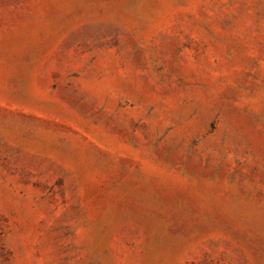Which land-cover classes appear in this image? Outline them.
Segmentation results:
<instances>
[{
  "label": "rangeland",
  "instance_id": "374dc122",
  "mask_svg": "<svg viewBox=\"0 0 264 264\" xmlns=\"http://www.w3.org/2000/svg\"><path fill=\"white\" fill-rule=\"evenodd\" d=\"M0 264H264V0H0Z\"/></svg>",
  "mask_w": 264,
  "mask_h": 264
}]
</instances>
